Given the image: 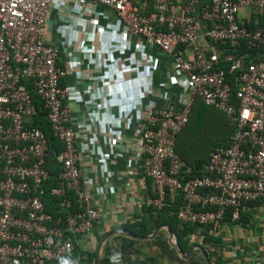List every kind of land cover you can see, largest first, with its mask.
I'll return each instance as SVG.
<instances>
[{
	"label": "built area",
	"instance_id": "obj_1",
	"mask_svg": "<svg viewBox=\"0 0 264 264\" xmlns=\"http://www.w3.org/2000/svg\"><path fill=\"white\" fill-rule=\"evenodd\" d=\"M75 1L113 11L130 36L165 53L174 77L186 81L179 105L146 107L125 139V152L150 180L143 205L161 210L181 199L180 228L216 227L228 209L239 220L243 208L264 199V62L251 52L264 45V0H192L183 11L157 0L151 14L133 0ZM54 2L0 0V264H63L103 217V200L83 168L82 143L93 132L72 125L67 72L47 39ZM243 8L251 9L249 20L239 19ZM36 99L61 144L55 163L34 123ZM198 102L222 111L234 132L196 174L177 141ZM85 259L79 255L77 264Z\"/></svg>",
	"mask_w": 264,
	"mask_h": 264
},
{
	"label": "crops",
	"instance_id": "obj_2",
	"mask_svg": "<svg viewBox=\"0 0 264 264\" xmlns=\"http://www.w3.org/2000/svg\"><path fill=\"white\" fill-rule=\"evenodd\" d=\"M47 39L60 52L67 72L63 84L69 88L66 104L72 125L93 132L82 143L83 168L95 182L93 193L103 200V217L77 244L86 255L96 250L102 235L144 214L150 180L142 175L138 158L125 152V139L137 131L146 107L179 105L187 84L174 77L165 53L143 47L141 39L130 36L115 13L103 6L55 0ZM257 56L264 62V51ZM109 187L113 193L104 192ZM243 210L247 220L224 221L214 230L221 241L217 251L223 264H264V199Z\"/></svg>",
	"mask_w": 264,
	"mask_h": 264
},
{
	"label": "trees",
	"instance_id": "obj_3",
	"mask_svg": "<svg viewBox=\"0 0 264 264\" xmlns=\"http://www.w3.org/2000/svg\"><path fill=\"white\" fill-rule=\"evenodd\" d=\"M136 6L140 9L141 12L146 14H151L156 10V7L154 5H152L149 8L146 7V9H141L140 5H136ZM259 24L264 28V14L259 16ZM263 51H264V45L260 46L259 49H253L251 52L253 56L258 57L257 56L258 52H263ZM35 106H36L35 109L36 117L34 118V123L36 126L41 128L45 132L50 145L48 160L50 161L52 160L51 162L54 161L55 163L56 155L61 150V144L51 133L49 123L44 118L45 112L41 107V101L39 99L35 100ZM215 112L220 113L223 116V119L225 118L224 120L226 122L225 133L222 135V134H218L219 132L217 131L218 132L217 137L219 139V143L217 145L212 146L211 148L200 147L194 150L190 146L188 140L189 138L185 135L186 130L194 122L201 123L203 122L202 121L203 117L209 118L210 117L209 115ZM233 132H234V127L231 125L230 120L222 111L214 107H208L203 103L198 102L193 108L189 124L178 136L177 151L181 156V158L186 163L192 165L195 168V173L199 174L201 169H203L205 164L208 162V157L212 149L215 148L216 146L227 144L231 140ZM202 149L203 151L206 150L202 155L203 157L199 159L197 157L194 158L195 155L201 154V152H203L201 151ZM257 202H253V203H257ZM253 203H249L247 206ZM181 204H182V200L180 199L179 202L177 201L173 205L166 206L161 210H153L152 208L144 207V211H143L144 214L139 217L140 219L138 221L128 223L125 226L120 227L119 230H125L136 236H147L152 234L154 230L157 229L159 226L169 224L170 228L172 229V231L174 232L177 238V242L180 248L185 253H188L194 245H201L204 248V250L208 253L209 259L212 262V264H223L222 257L219 255L217 251V249L219 248L218 245H220L221 243L220 238L214 236L211 233V230L216 231V228L218 226L215 227L213 225L186 224L184 228H180L176 212L181 207ZM243 209L241 211V220L246 218ZM224 221L237 222L238 220L232 219V212L230 209H228ZM160 233L155 238H157L160 235ZM192 234H196L197 237L199 238V239L197 238L199 241L191 242L190 236ZM105 236L106 235H102L100 240L103 239ZM141 242H150V240H137L120 235L112 236L111 239H109L103 247V250L100 254L99 264H150L149 259L142 258L143 256L141 251L142 249L141 246L138 245ZM135 248L136 251H134ZM168 248L170 247L168 246ZM172 252L175 255H177L174 249H172ZM134 253H137L138 256L137 258L132 259ZM79 255H84L86 257L85 259L86 264H93L96 255V250H94L92 253H88L85 255L81 251V249L76 246V250L74 251V253L64 258L63 264H77V259ZM197 255L200 257V259L204 264H207L205 259L203 258L202 253L199 250H195L192 258L186 262L195 264L199 258L197 257Z\"/></svg>",
	"mask_w": 264,
	"mask_h": 264
},
{
	"label": "rangeland",
	"instance_id": "obj_4",
	"mask_svg": "<svg viewBox=\"0 0 264 264\" xmlns=\"http://www.w3.org/2000/svg\"><path fill=\"white\" fill-rule=\"evenodd\" d=\"M164 1L168 4L169 7L178 11L186 10L187 7H189L190 3L192 2V0H164ZM133 2H135L134 4L136 5H144L147 8H149L152 5L156 6L157 0H133ZM250 14H251V9L243 8L239 13V19L249 20ZM209 116H210L209 118L203 117L202 120L203 122L201 123L194 122L191 126H189V128L185 132V135L189 138L187 139L189 140L190 146L194 150L200 147L211 148L212 146L217 145L219 143L217 133L219 132L218 134L223 135L226 131V122L224 121L225 118L223 119V116L220 113L215 112L213 114H210ZM201 151H203V149ZM204 151L201 152V154L195 155L194 158L195 157H197L198 159L202 158ZM160 232H159L160 235L157 238H153V240H150V242H141L138 244L141 246L143 259L144 258L149 259L150 264H194V263L186 262L189 259H191L193 255L189 259H184L179 255L177 250L169 243V234L167 230L164 229L161 230ZM198 239H196V242L199 241ZM167 245L171 249L168 248ZM172 249L176 251L177 255H175L172 252ZM134 251H136V248ZM137 256L138 254L134 253L132 259L137 258ZM197 257L199 256L197 255ZM195 264H204V263L199 257Z\"/></svg>",
	"mask_w": 264,
	"mask_h": 264
},
{
	"label": "water",
	"instance_id": "obj_5",
	"mask_svg": "<svg viewBox=\"0 0 264 264\" xmlns=\"http://www.w3.org/2000/svg\"><path fill=\"white\" fill-rule=\"evenodd\" d=\"M167 230L168 234H169V243L177 250V252L179 253V255L184 258V259H189L195 250H199L202 255L203 258L205 259L207 264H212V262L209 259L208 253L204 250V248L201 245H194L190 251L188 253H185L179 246L176 236L174 234V232L172 231V229L170 228L169 224H165V225H161L159 226L157 229L154 230V232L150 235L147 236H136L130 232H127L125 230H115L112 233L107 234L97 245L96 248V255L93 261V264H99L100 261V254H101V248L104 244H106V242L110 239V237L114 236V235H120V236H125V237H129L132 239H137V240H152L153 238H155L159 232L161 230Z\"/></svg>",
	"mask_w": 264,
	"mask_h": 264
}]
</instances>
